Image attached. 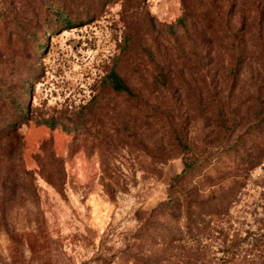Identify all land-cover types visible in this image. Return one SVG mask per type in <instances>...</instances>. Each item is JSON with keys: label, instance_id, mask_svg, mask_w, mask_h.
<instances>
[{"label": "rangeland", "instance_id": "374dc122", "mask_svg": "<svg viewBox=\"0 0 264 264\" xmlns=\"http://www.w3.org/2000/svg\"><path fill=\"white\" fill-rule=\"evenodd\" d=\"M112 70L134 96L113 90ZM255 94L264 98V0H0V264L259 254L264 157L240 165L219 129L220 111L251 118ZM178 136L191 153L212 152L197 170L226 174L205 193L230 198L194 241L187 219L154 210L184 167Z\"/></svg>", "mask_w": 264, "mask_h": 264}, {"label": "trees", "instance_id": "16d2710c", "mask_svg": "<svg viewBox=\"0 0 264 264\" xmlns=\"http://www.w3.org/2000/svg\"><path fill=\"white\" fill-rule=\"evenodd\" d=\"M40 3L44 5L43 12L50 10L52 14L60 16L64 25L75 23L68 15H62L64 14L62 9L55 8L51 3L45 1ZM35 15L37 16V13ZM107 79L116 92L128 96L135 95L131 86L116 70H112ZM255 97L259 105L256 106L251 118H248L246 122H242L243 118H229L223 111H220L219 129L223 131L224 138L228 142L235 141L236 144L230 147L237 151L240 165L247 167L255 166L257 161L264 157V98L260 99L258 94ZM178 139L180 144L187 149L183 158V170L171 178L167 190V199L160 202L154 210L160 214L175 215L179 220L187 219L194 241L201 234H210L216 221L228 213L230 198L223 191L209 190L208 193H205L203 190L206 186L212 185L214 181L218 182L226 177L225 172L222 171L211 175L208 174L210 170H197L212 152H205L202 155L195 152L191 153L189 149L191 144L182 139V136H178ZM225 147L223 146L224 151H226ZM176 207L178 211L174 213L173 209ZM228 253L227 259L230 262L264 264V248L257 255L242 256L236 250H230Z\"/></svg>", "mask_w": 264, "mask_h": 264}]
</instances>
